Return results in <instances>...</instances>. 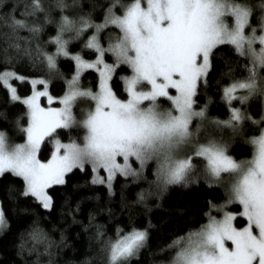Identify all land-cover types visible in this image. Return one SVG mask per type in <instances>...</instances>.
<instances>
[{"label":"snow or ice","instance_id":"snow-or-ice-1","mask_svg":"<svg viewBox=\"0 0 264 264\" xmlns=\"http://www.w3.org/2000/svg\"><path fill=\"white\" fill-rule=\"evenodd\" d=\"M55 6L68 7L64 0H56ZM256 7L260 15L255 24L253 7L246 0H130L128 4L111 0L102 23L63 16L52 41L55 54L41 53L49 71L57 69L58 57L75 62V74L61 98L54 100L45 79L0 71V86L10 92L12 101L26 106L28 117L27 126L20 128L25 142L9 145L0 132V177L8 173L20 178L21 195L34 198L46 210L53 206L48 190L65 185L71 173L84 171L86 166L94 174L90 183L109 191L118 175L141 179L150 165L155 166L161 190L203 179L210 186L224 187L226 201L219 208L210 202L207 223L169 245L175 249L170 264H264V128L246 141L252 147L250 158L238 160L229 151L231 137L243 134L246 121L264 122V113L257 121L242 111L254 98L264 103V0ZM38 14L47 16L41 0H32L20 18H10L11 27L35 35L40 26L30 18ZM110 26L119 34L109 35L105 47L99 34ZM86 29L96 33L84 43L95 54L94 62L80 54L70 55L68 49L70 41ZM222 46H230L244 59L246 72L221 88L229 109L223 120L209 116L207 106L198 101L199 91L209 85L214 55ZM12 47L17 53L22 51L18 43ZM106 54L114 58L113 63L105 62ZM121 66L131 70V75L118 77L126 93L123 99L109 83ZM87 69L100 73L99 91L80 86ZM11 81L29 83L31 96L22 99ZM42 97L49 105L62 107H43ZM78 100L91 103L82 110L81 119L73 112ZM59 130H82V135L65 143ZM225 130L230 133L228 140L218 135ZM46 141L54 144V150L43 161L40 153ZM101 170L106 176L100 175ZM139 198L143 201L145 195ZM231 205H238L239 211L224 210ZM211 210L222 213V218L217 219ZM238 218L244 221L242 226L235 223ZM7 226L0 202V231ZM30 238L35 243L46 240L38 228ZM147 242L146 230L118 229L115 239L104 242L103 264H131Z\"/></svg>","mask_w":264,"mask_h":264},{"label":"trees","instance_id":"trees-1","mask_svg":"<svg viewBox=\"0 0 264 264\" xmlns=\"http://www.w3.org/2000/svg\"><path fill=\"white\" fill-rule=\"evenodd\" d=\"M121 2L128 4L130 0ZM246 2L253 7L255 24L260 15L256 6L261 0ZM31 3L32 0H0V71H15L29 79H46L51 94L59 98L65 94L67 81L75 73V62L70 58L58 57L57 69L49 71L42 62L41 53L55 54L52 41L58 34L63 16L76 22L86 19L99 24L107 15L111 0H64L68 5L65 8L56 7V0H41L47 16L38 14L30 18V22L40 26L39 33L33 35L26 30H13L10 18H20ZM94 34V29H86L78 39L70 41V55L80 54L84 59H95V54L84 48L86 40ZM118 34L119 30L110 26L99 34V40L105 46L109 35L114 37ZM17 43L22 50L19 53L12 47ZM24 49L30 54H26ZM5 59L9 63L5 64ZM244 63V59L238 57L230 46H222L214 55L209 85L198 93L199 105H206L212 118H228L229 109L222 100L221 88L231 78L246 75ZM123 74L131 75V70L121 66L112 79V87L121 98L126 96L122 81L118 79ZM98 81L95 70H86L80 86L96 89ZM13 82L18 95L31 92L29 83ZM242 111L257 121L263 112L261 105H248L242 107ZM26 112V106L12 101L10 92L0 86V131L15 140L24 138L20 128L27 125ZM262 124L254 125L246 121L243 134L230 139V154L238 160L251 157L252 147L246 141L260 134ZM81 135L82 130L59 131V136L67 139L79 140ZM221 135L226 140L230 138L227 130ZM52 150V144L46 141L42 145L40 158L46 160ZM93 175L90 166H86L84 171L71 173L65 185L49 189L53 200L51 210L44 209L34 198L21 195L24 185L20 178L8 173L0 177V202L4 205L8 224L6 229L0 231V264H103L101 250L104 242L109 238L115 239L118 229L127 232L132 227L146 230L148 242L131 264H170L175 249L169 248V245L178 237L207 223L206 213L210 211V202L218 208L226 201L224 187L210 186L203 179H197L187 186L170 185L166 190H161L157 187L154 165L146 168L141 179L118 176L111 191L104 185L91 184ZM141 194L145 195L143 201L139 198ZM230 208L234 212L239 211L238 205H231ZM216 213L211 210L213 216ZM243 224L244 221L238 218L237 225ZM34 228L40 229L46 240L33 242L30 234ZM98 232H102L103 236H98Z\"/></svg>","mask_w":264,"mask_h":264},{"label":"rangeland","instance_id":"rangeland-1","mask_svg":"<svg viewBox=\"0 0 264 264\" xmlns=\"http://www.w3.org/2000/svg\"><path fill=\"white\" fill-rule=\"evenodd\" d=\"M116 14L117 15H119L120 14V12L119 11H117L116 12ZM96 34V33H95ZM94 34V35H95ZM259 34V33H258ZM100 43L102 44V42H101V40H100ZM102 46H104L103 44H102ZM107 45H105V47H106ZM111 59V60H109V59ZM87 60V59H86ZM94 60L95 59H93V60H89V62H94ZM113 61H114V58H111L110 57V54H106V56H105V62H107V63H113ZM101 68H102V66H100ZM87 70H95V69H87ZM86 71V70H85ZM85 71H83L82 72V74H81V77H80V80H81V78H82V75H83V73L85 72ZM97 73H98V76H99V81H98V86H97V88L96 89H91L92 91H94V92H96V91H99V83H100V73L97 71V70H95ZM75 74V73H74ZM73 74V75H74ZM113 76H114V74H113ZM122 76H125V74H123ZM29 79V78H28ZM30 79H43V78H30ZM46 80V79H45ZM48 81V80H47ZM11 83L13 84V86H15L16 87V85L14 84V82L13 81H11ZM110 84H111V86H112V81H110L109 82ZM83 88V87H82ZM37 89L38 90H42V86H37ZM84 89H86V88H84ZM114 90V89H113ZM32 91H33V89H32V86H31V92L29 93V94H27V95H24V96H20L22 99L23 98H27V97H29V96H31V94H32ZM48 92H49V94L51 95V96H53L52 94H51V92H50V90H49V81H48ZM118 96V95H117ZM53 98H54V100H57V99H59V98H61V97H54L53 96ZM118 98H121V97H119L118 96ZM121 99H123V98H121ZM254 102H257V103H254ZM40 103H41V106H43V107H53V108H55V107H62V105H58L57 103H53V104H51V105H49L48 104V102H47V99L46 98H44V97H42L41 98V100H40ZM234 104H235V102H234ZM235 105H238V104H235ZM248 105H261V107H262V113H264V103H262V101H261V99H259V98H254V99H252V100H250L249 102H248V104H246V105H244L243 107H246V106H248ZM91 106V103L90 102H87V101H82V100H78L77 101V103H76V106L74 107V109H73V112H74V115H76L77 116V119H81L82 118V110L83 109H86V108H88V107H90ZM165 107H167V105H164ZM239 107H240V105H239ZM27 113V112H26ZM261 120V119H260ZM195 123V122H194ZM27 124H28V117H27ZM27 125H25V127H26ZM261 128H264V122H263V124H262V127ZM59 131H64V130H59ZM66 131H71V130H65V132ZM228 131V130H227ZM0 132H3V133H5L4 131H0ZM5 135H6V138H7V143L9 144V145H14V144H18V143H23V142H25V134H24V138H22L21 140H15V139H13L12 137H10L8 134H6L5 133ZM218 135H221V133H219ZM222 136V135H221ZM224 137V136H223ZM59 138L61 139V141L62 142H68V140L69 139H67V137L66 138H64V137H62V136H59ZM224 138H226V137H224ZM72 139H76V138H72ZM52 146H53V150H54V144H52ZM50 158V156L46 159V160H43V161H47L48 159ZM250 158V157H249ZM246 159H248V158H246ZM145 171H146V169H145ZM145 171H144V174H145ZM100 175L101 176H106V173H104L103 172V170H101V172H100ZM119 176V175H118ZM117 176V177H118ZM116 177V178H117ZM114 183V182H113ZM49 195H50V193H49ZM224 205V204H223ZM223 205H221V206H219V207H222ZM218 207V208H219ZM225 211H230V212H234V211H232L231 210V208H230V206H228L227 208H225L224 209ZM235 213V212H234ZM215 217L217 218V219H221L222 218V213H220V212H217L216 214H215ZM236 224H237V221L235 222Z\"/></svg>","mask_w":264,"mask_h":264}]
</instances>
